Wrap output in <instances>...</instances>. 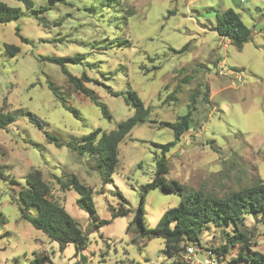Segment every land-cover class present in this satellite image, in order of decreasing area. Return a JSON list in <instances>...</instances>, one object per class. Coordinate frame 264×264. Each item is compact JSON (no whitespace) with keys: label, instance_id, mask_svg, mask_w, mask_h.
I'll return each instance as SVG.
<instances>
[{"label":"rangeland","instance_id":"obj_1","mask_svg":"<svg viewBox=\"0 0 264 264\" xmlns=\"http://www.w3.org/2000/svg\"><path fill=\"white\" fill-rule=\"evenodd\" d=\"M0 1L21 12L19 20L0 24V110L17 117L15 123L0 129V264H31L37 255L46 258L42 264L176 261V255L165 252L162 238H139L134 243L137 235L127 229L140 206L143 188L156 176L162 152L154 144L174 141L173 131L159 123L177 122L190 106L195 107L194 122L166 154L170 168L166 179L188 191L218 197L264 180V34H255V28H264V0H120V9L104 6L102 0L56 4L30 0L33 7L21 0ZM43 8L48 9L45 14L39 12ZM230 8L252 30V40L242 49L212 30L217 14ZM39 16L46 21L40 23ZM6 45L20 51L10 55ZM72 56L85 60L67 64L68 71L76 77L88 75L92 82L86 86L107 106L111 119L75 92L59 66L44 61ZM49 81L80 113V119L62 106ZM130 90L138 93L151 114L121 142L117 169L112 181L104 184L96 160L80 155L69 143L81 142L96 129L110 133L132 117ZM29 114L46 124L43 130L30 122ZM45 132L57 136L62 147L48 143ZM32 170L42 172L52 198L88 237L83 251L77 252L72 244L61 250L21 218L20 185H26ZM54 176H75L93 190L96 222L79 205V194L73 189L61 191ZM181 200L159 188L150 190L144 202L146 227L155 228ZM122 206L132 212L112 219L113 210L119 212ZM104 221L111 222L96 226ZM244 221L253 233L252 249L264 254L262 215L246 214ZM232 232V226L204 228L200 232L203 248L196 246L199 257L223 245L226 233ZM236 256L237 249L231 250L227 260Z\"/></svg>","mask_w":264,"mask_h":264},{"label":"trees","instance_id":"obj_2","mask_svg":"<svg viewBox=\"0 0 264 264\" xmlns=\"http://www.w3.org/2000/svg\"><path fill=\"white\" fill-rule=\"evenodd\" d=\"M21 1L28 7H33L32 1ZM51 2L52 4L65 3L66 0H51ZM100 3L104 6L110 5L112 7L113 5H118L120 9V0H102ZM119 9L116 10L115 7L117 13H120ZM47 10V8H43L39 12L45 14ZM20 18L21 12L18 8L10 7L0 1V24L17 21ZM38 18L40 23L46 21L44 16H39ZM120 18L118 17V21L121 20ZM212 30L238 49H242L253 38L252 30L244 24L241 16L231 8L217 14L216 25ZM21 39L23 42H28V39L22 36ZM121 43L123 47L128 44L124 41H121ZM5 49L10 55H16L20 51L18 47L10 45H6ZM84 60V56H72L47 57L44 61L59 66L75 92L80 93L84 99H89L96 106L101 107L104 117L111 119L112 116L107 106L102 104L97 94L86 86L87 83L92 82L88 75L83 73L80 77H76L67 69V64H80ZM48 87L56 98L62 102V106L71 112L75 118L80 119V113L67 104V101L60 95L58 88L50 81ZM129 95L135 107V113L132 117L121 122L117 129L110 133L96 129L85 136L81 142L72 141L69 143V147L80 155L89 154L96 160L104 184L112 181V176L117 169L121 142L131 134L138 124L147 122L151 114L150 108L145 105L136 91L130 90ZM194 98L192 99L193 102ZM194 110L195 107L190 106L188 112L179 117L175 123H159L161 127H167L173 131L174 141L164 145L154 144L162 152L161 157L156 161V176L151 184L143 188L140 206L127 231H132L137 235V238L133 240L134 243L139 238H162L165 242V252L169 256L176 255L178 257L172 264H188L185 260V251L190 245L203 248L200 244V232L204 228L211 224L227 228L232 226V234L226 233V242L217 248L207 249V251L213 253L220 264H264V254L252 249L253 233L248 229L244 221L246 214L260 213L262 219H264V180L259 179L243 189L218 197L202 191H188L179 182L168 181L165 177L170 170L166 154L182 140L186 133L191 131V124L194 122L192 117ZM28 117L30 122L35 124L40 130L44 129L46 124L42 120L33 114H29ZM16 121L17 117L14 113L0 110V129L4 130ZM152 123L155 122L152 121ZM45 136L48 143L54 144L58 148L62 147L63 144L57 136L48 132H45ZM54 179L60 186L61 191L75 190L80 196L79 205L90 213L94 222L98 220L95 216L96 210L91 188L82 185L75 176L68 177V179L54 176ZM20 188L21 204H19V211L23 220L45 234L51 241L58 243L61 250L71 244L75 246L77 252L83 251L87 247L88 237L65 207L52 198L51 189L44 181L41 171L32 170L26 180V185H20ZM156 188H159L163 193L176 194L182 200L178 206L167 210L156 227L150 229L145 225L144 202L148 192ZM117 195L122 202L127 203L120 192H117ZM30 210H33L34 213H31ZM131 212L132 210L122 206L119 212L113 210L112 219L126 216ZM110 222H99L96 226L101 227L105 224H110ZM234 249H237L236 258H232L230 261L227 260L228 253ZM44 260L46 258L37 255L31 264H42Z\"/></svg>","mask_w":264,"mask_h":264},{"label":"built area","instance_id":"obj_3","mask_svg":"<svg viewBox=\"0 0 264 264\" xmlns=\"http://www.w3.org/2000/svg\"><path fill=\"white\" fill-rule=\"evenodd\" d=\"M200 251L193 245H190L185 251V260L188 264H220L218 258L213 254L208 252L207 255L200 258Z\"/></svg>","mask_w":264,"mask_h":264},{"label":"crops","instance_id":"obj_4","mask_svg":"<svg viewBox=\"0 0 264 264\" xmlns=\"http://www.w3.org/2000/svg\"><path fill=\"white\" fill-rule=\"evenodd\" d=\"M255 34L258 36H262L264 34V28L260 27L259 29L255 28Z\"/></svg>","mask_w":264,"mask_h":264}]
</instances>
